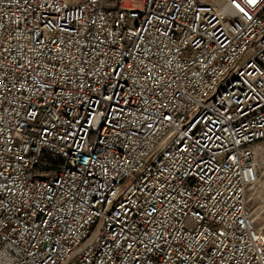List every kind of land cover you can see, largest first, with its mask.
<instances>
[{
  "label": "built area",
  "instance_id": "built-area-1",
  "mask_svg": "<svg viewBox=\"0 0 264 264\" xmlns=\"http://www.w3.org/2000/svg\"><path fill=\"white\" fill-rule=\"evenodd\" d=\"M264 0H0V264H264Z\"/></svg>",
  "mask_w": 264,
  "mask_h": 264
},
{
  "label": "rangeland",
  "instance_id": "rangeland-1",
  "mask_svg": "<svg viewBox=\"0 0 264 264\" xmlns=\"http://www.w3.org/2000/svg\"><path fill=\"white\" fill-rule=\"evenodd\" d=\"M248 200L255 229L264 234V157L261 158L257 182L250 189Z\"/></svg>",
  "mask_w": 264,
  "mask_h": 264
},
{
  "label": "bare ground",
  "instance_id": "bare-ground-1",
  "mask_svg": "<svg viewBox=\"0 0 264 264\" xmlns=\"http://www.w3.org/2000/svg\"><path fill=\"white\" fill-rule=\"evenodd\" d=\"M259 160L261 161V158Z\"/></svg>",
  "mask_w": 264,
  "mask_h": 264
}]
</instances>
